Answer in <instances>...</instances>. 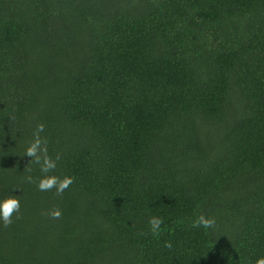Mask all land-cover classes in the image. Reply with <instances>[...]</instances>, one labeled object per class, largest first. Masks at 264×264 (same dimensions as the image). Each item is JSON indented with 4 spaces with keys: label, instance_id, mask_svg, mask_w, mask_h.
I'll use <instances>...</instances> for the list:
<instances>
[{
    "label": "trees",
    "instance_id": "1",
    "mask_svg": "<svg viewBox=\"0 0 264 264\" xmlns=\"http://www.w3.org/2000/svg\"><path fill=\"white\" fill-rule=\"evenodd\" d=\"M39 123L61 154L52 174L74 177L62 196L26 181L42 176L23 155ZM10 195L21 207L0 220V264H256L264 0H0ZM200 214L215 227L193 228Z\"/></svg>",
    "mask_w": 264,
    "mask_h": 264
},
{
    "label": "clouds",
    "instance_id": "2",
    "mask_svg": "<svg viewBox=\"0 0 264 264\" xmlns=\"http://www.w3.org/2000/svg\"><path fill=\"white\" fill-rule=\"evenodd\" d=\"M45 125L43 123H39L36 126V129L33 132V140L26 147L24 151V157L30 158L32 162L39 165L40 172L42 176L37 180L34 179L31 175L26 177V181L28 183H35L37 189L42 192L52 191L55 189L56 196H62L65 190H67L73 183L74 177L72 176H64L59 177L54 173L57 162L61 159V154L57 153L55 158L49 155L47 148V139L41 137V133L44 131ZM30 171V169H29ZM20 200L15 195H10L0 201V220L3 222V227H9L13 220L12 217L14 214H18L20 212ZM44 215L49 216L52 219H60L62 217V209L54 208L50 211H46L43 213ZM163 217L160 216H152L150 217L148 224L149 230L154 236H159L161 232V226L163 224ZM216 224L214 217H207L204 214H200L193 222V228L203 227L205 229L214 228ZM138 235H147V233L140 232ZM166 247H171V242L165 243ZM256 264H264V257L259 258L256 261Z\"/></svg>",
    "mask_w": 264,
    "mask_h": 264
}]
</instances>
